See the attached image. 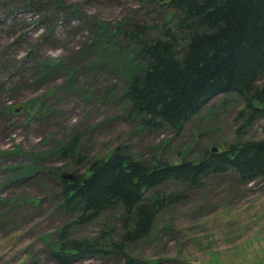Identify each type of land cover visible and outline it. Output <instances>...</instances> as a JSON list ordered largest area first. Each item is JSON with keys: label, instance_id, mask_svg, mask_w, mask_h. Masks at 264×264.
I'll return each mask as SVG.
<instances>
[{"label": "rangeland", "instance_id": "rangeland-1", "mask_svg": "<svg viewBox=\"0 0 264 264\" xmlns=\"http://www.w3.org/2000/svg\"><path fill=\"white\" fill-rule=\"evenodd\" d=\"M160 2L0 0V264H61L51 244L87 238L103 246L100 233L118 247L124 230L117 206L73 223L68 237L57 231L75 218L61 206L58 171L85 177L88 161L114 150L146 162L176 161L194 158L198 147H218L217 141L220 148L234 140L264 139L263 116L245 127L234 123L244 99L203 107L177 131L167 125L138 128L126 119L118 96L127 77L108 71L109 63H96L103 60L97 56L106 38L98 24L130 20L150 27L148 39H162L161 22L171 10ZM172 24L177 38L181 32ZM50 62L57 65L53 72L43 65ZM70 75L74 83L67 82ZM256 82L263 85L262 79ZM72 129L82 133L81 165L50 152ZM26 169L31 173L21 176ZM173 189L183 187L166 182L159 188ZM182 192L176 206L154 217L146 237L122 243L123 253H78L66 264H130L127 258L133 264H264V177L244 180L223 171Z\"/></svg>", "mask_w": 264, "mask_h": 264}, {"label": "trees", "instance_id": "trees-1", "mask_svg": "<svg viewBox=\"0 0 264 264\" xmlns=\"http://www.w3.org/2000/svg\"><path fill=\"white\" fill-rule=\"evenodd\" d=\"M163 3L171 15L161 22L162 39H148L149 26L129 21L126 25L118 23L113 28L100 29L103 39L106 38L102 53L97 56L103 60L96 63L98 67L109 63V68L105 67L108 71L127 77L118 96L126 119L151 127L165 122L177 127L210 94L225 89H235L244 95L248 108L253 109L250 118L261 115L264 109L253 107L249 98L254 97L264 105V83L260 87L255 85L258 78L264 79V0H163ZM178 11L184 16L177 20ZM172 21L176 23L173 25ZM169 24L178 28L181 35L176 38ZM116 34L117 39L113 37ZM43 65L52 72L57 69L54 62ZM67 82L74 83L73 75ZM69 134L66 140L55 141L56 147L50 152L81 165L78 149L82 133L72 129ZM241 148L240 155L232 158L224 151H208L206 156L212 157L211 167L215 168L210 172L225 171L229 162L237 166L244 180L263 178L264 139L237 147ZM201 169L204 165L199 161L187 158L177 163L159 157L146 162L114 150L103 159L87 162L86 182L83 176H75L72 182L62 180L58 171L61 206L66 215L75 216L57 230L62 237L71 234L73 223L89 222L108 206L121 209L124 232L117 248L116 240L102 233L98 237L105 240L103 246L87 238L59 240L50 245L54 257L66 264L76 259L78 253H123L122 243L146 237L154 217L183 199L178 192L159 188L166 182L196 187L205 175H199ZM26 173L28 169L21 176ZM127 262L133 264L134 260L127 258Z\"/></svg>", "mask_w": 264, "mask_h": 264}, {"label": "bare ground", "instance_id": "bare-ground-1", "mask_svg": "<svg viewBox=\"0 0 264 264\" xmlns=\"http://www.w3.org/2000/svg\"><path fill=\"white\" fill-rule=\"evenodd\" d=\"M260 80V79H259ZM262 83H264V79H262ZM255 85H257V82H255ZM259 86V85H258ZM260 87V86H259ZM251 93H253V92H251ZM210 97H215L216 96V94L213 92L212 94H210L209 95ZM208 96V97H209ZM207 97V98H208ZM206 98V99H207ZM234 100L235 101H242L243 100V98H242V93L241 92H239L238 90H235V89H225V91H220V95L218 96V103L220 104V106H225V104H231L232 103V105H233V102H234ZM249 101H250V103L252 102H256L257 103V99L256 98H254V97H251V98H249ZM242 104V103H241ZM257 104H260L263 108H264V105L263 104H261V103H257ZM252 108H249L248 109V112H252ZM237 113H239V110H238V112ZM262 115H263V117H264V110L262 111ZM257 117H259V116H257ZM256 117V118H257ZM238 119H239V116H237V115H235L234 116V123L237 125V124H239L240 125V123H239V121H238ZM210 120H212V117H211V119ZM246 122V121H245ZM134 123H135V125H134ZM166 123V122H165ZM132 124V123H131ZM161 124V123H160ZM166 124H168V123H166ZM132 125H134V126H136V127H138V128H143V127H145V124H140L137 120H135L134 122H133V124ZM216 125H218L217 123H216ZM180 126V125H179ZM242 126V125H241ZM172 127H174V126H172ZM242 127H244V126H242ZM175 129L177 128V130L179 129V127L177 126V127H174ZM219 139V138H218ZM217 139V140H218ZM254 141V138H247L246 140H242V141H239V140H234L233 142H230L229 144L227 143V146H222V147H220V148H218L219 150H222V151H224V152H227L228 153V156L230 157V158H232V157H235V156H238V155H240L239 154V152H241V150L243 149V148H241V149H237V147H240L239 146V144L240 143H247V142H253ZM217 143H218V147H219V144H221L219 141H217ZM212 147H209V148H207V147H198L197 148V151H196V155H195V157H196V159L194 160V161H199V164H202V165H204V169H201L200 171H199V175H203V174H205L203 177H206V176H208V174H209V172L210 171H212V170H215V168H212L211 167V163H212V157H207L206 155H207V152L211 149ZM223 168V167H222ZM224 170L226 171V172H231V171H233V172H235V173H237L238 174V176H240V174L238 173V171H239V169L237 168V166H235V165H233L232 163H227L226 165H225V167H224ZM211 174L210 175H212V174H216V173H220V171H215L214 173H212V172H210ZM209 175V176H210ZM199 179H201V177H199L198 179H197V181L199 180ZM204 180L205 179H201L198 183H197V185H196V187H199V186H202L203 185V183H204ZM197 181H195V182H197ZM179 194H181V193H179ZM182 195V194H181ZM183 196V195H182ZM181 201V200H180ZM179 201V202H180ZM178 203V202H177ZM176 203V204H177Z\"/></svg>", "mask_w": 264, "mask_h": 264}, {"label": "water", "instance_id": "water-1", "mask_svg": "<svg viewBox=\"0 0 264 264\" xmlns=\"http://www.w3.org/2000/svg\"><path fill=\"white\" fill-rule=\"evenodd\" d=\"M60 178L64 179V180H68V181H73L74 177H73V173H69V172H61L60 173ZM84 182H86V179L84 180Z\"/></svg>", "mask_w": 264, "mask_h": 264}]
</instances>
